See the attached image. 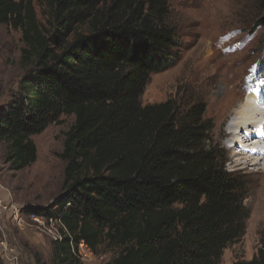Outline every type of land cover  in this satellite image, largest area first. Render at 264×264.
Wrapping results in <instances>:
<instances>
[{"label":"trees","instance_id":"16d2710c","mask_svg":"<svg viewBox=\"0 0 264 264\" xmlns=\"http://www.w3.org/2000/svg\"><path fill=\"white\" fill-rule=\"evenodd\" d=\"M0 26L22 32L29 69L0 109L10 170L36 163L32 137L75 117L63 195L36 213L66 228L50 264H83L82 243L116 249L109 264H221L245 235L250 182L228 169L204 103L142 102L181 58L170 1L0 0ZM235 264H264V237L256 258Z\"/></svg>","mask_w":264,"mask_h":264},{"label":"rangeland","instance_id":"374dc122","mask_svg":"<svg viewBox=\"0 0 264 264\" xmlns=\"http://www.w3.org/2000/svg\"><path fill=\"white\" fill-rule=\"evenodd\" d=\"M169 1L183 37L181 58L170 69L151 77L142 102L174 100L182 108L206 105V116L215 123L216 141L227 152L228 169L245 175L251 190L246 201L250 215L245 235L225 251L221 264L252 261L264 237V181L258 174L260 167L244 169L238 163L239 142H234L233 148L230 126L236 121L239 104L253 91L251 87L256 90L264 83V26H260L264 12L258 0ZM36 10L40 22L46 24L48 9L36 4ZM24 48L20 30L0 26V109L19 92L18 86L29 72L22 63ZM74 123V116H62L59 123L32 137L37 161L20 172L10 170L5 157L7 145L0 142V184L9 191L0 207L2 264L51 263L55 240L38 228L32 216L52 208L63 195L67 161L61 155ZM252 140L248 144L255 142ZM10 203L22 208L23 223L15 220ZM81 254L83 264H109L118 251L104 245L96 254Z\"/></svg>","mask_w":264,"mask_h":264},{"label":"bare ground","instance_id":"6f19581e","mask_svg":"<svg viewBox=\"0 0 264 264\" xmlns=\"http://www.w3.org/2000/svg\"><path fill=\"white\" fill-rule=\"evenodd\" d=\"M259 89H254L245 101L239 104L236 112V121L230 126V134L234 141L239 142L237 147L238 163L248 169V167H260L258 174L262 175L264 181V83L259 85ZM241 129V132L238 130ZM244 129V131H242ZM253 138V144L248 141ZM250 142V143H251Z\"/></svg>","mask_w":264,"mask_h":264},{"label":"built area","instance_id":"2783aa9c","mask_svg":"<svg viewBox=\"0 0 264 264\" xmlns=\"http://www.w3.org/2000/svg\"><path fill=\"white\" fill-rule=\"evenodd\" d=\"M9 191L7 189H5V187H3L0 184V207L2 206L4 200H2L3 197H9ZM9 202V201H8ZM10 205H12V213L15 215V220L18 223H23V214H22V208L21 207H15L14 204L10 203ZM33 220L38 224V228L42 229L43 231H45L44 233L49 234L50 236H52L55 240V242H60L62 241V231H66V228L61 224V222L57 219H53V218H41L37 215L32 216ZM56 227L58 229H56ZM89 252L91 251L84 243L80 244L79 246V253L80 256H82L81 252ZM82 258V257H81Z\"/></svg>","mask_w":264,"mask_h":264},{"label":"clouds","instance_id":"9594fccd","mask_svg":"<svg viewBox=\"0 0 264 264\" xmlns=\"http://www.w3.org/2000/svg\"><path fill=\"white\" fill-rule=\"evenodd\" d=\"M234 142H235V141L233 140V141H232V144H233V148H234V147L236 146V144H235Z\"/></svg>","mask_w":264,"mask_h":264}]
</instances>
